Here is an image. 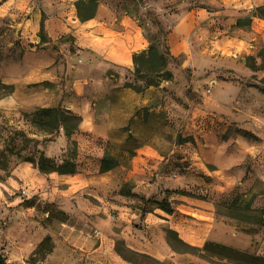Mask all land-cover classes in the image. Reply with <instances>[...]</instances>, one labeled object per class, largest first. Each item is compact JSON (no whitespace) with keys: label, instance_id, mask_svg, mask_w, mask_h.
<instances>
[{"label":"rangeland","instance_id":"374dc122","mask_svg":"<svg viewBox=\"0 0 264 264\" xmlns=\"http://www.w3.org/2000/svg\"><path fill=\"white\" fill-rule=\"evenodd\" d=\"M78 1L0 0V256L8 264H136L121 246L142 264L244 260L202 251L214 242L264 257V0H98L94 17L136 25L146 42L136 54L154 46L167 58L173 80L141 92L135 88L159 80L156 73L79 50L70 30ZM189 13L195 27L176 45L170 33ZM111 86L147 97L137 109L146 123L132 134L80 133L75 153L63 128L52 136L38 127V109L93 111L106 104L97 92ZM139 142L157 150L158 164L130 174ZM40 150L92 172L106 152L120 165L70 190L82 185L69 181L79 168L51 179L26 161ZM165 199L172 214L158 208Z\"/></svg>","mask_w":264,"mask_h":264},{"label":"crops","instance_id":"0c3cea01","mask_svg":"<svg viewBox=\"0 0 264 264\" xmlns=\"http://www.w3.org/2000/svg\"><path fill=\"white\" fill-rule=\"evenodd\" d=\"M195 17L193 13H189L183 17L170 33V39L176 45L179 44V38L191 32L195 27ZM72 31L75 32L78 40L79 50H88L95 54L103 63L111 66H122L130 70L134 69V55L146 49V42L136 25L128 19H123L119 24L109 23L102 19L100 15L88 21L74 20ZM84 92V91H83ZM82 93V92H79ZM83 99L86 100L85 94ZM96 100L99 106L106 103L104 107H99L93 111L85 112L79 108L72 107V113L82 117L80 133H93L99 136L100 128H104L103 136H109L112 131L130 128H137V124H145V118L138 115L137 109L148 104L147 97L139 94L131 89L123 88L119 90L114 86L105 90L101 89L97 92ZM107 99V100H106ZM123 103V106H122ZM125 108L123 112L120 111ZM101 108V109H100ZM157 111V107H153ZM105 139V138H102ZM109 139L106 140L110 142ZM140 147L130 148L133 153V164L130 174H146L150 173L151 168H155L158 164L159 154L150 144L139 142ZM89 161V159H87ZM26 166H22V169ZM32 167L36 168L34 165ZM33 171L36 172V169ZM79 168V169H78ZM78 173L73 176L75 180L82 181V185L70 186V190L81 189L88 185V182L96 177V173H100L101 164L97 165L94 172L89 170L88 166H77ZM38 170V169H37ZM39 172V170H38ZM40 173V172H39ZM91 173V175H89ZM56 173L49 175V178H55L64 175L55 176ZM141 176V175H138ZM139 189V188H137ZM82 192V191H81Z\"/></svg>","mask_w":264,"mask_h":264},{"label":"trees","instance_id":"16d2710c","mask_svg":"<svg viewBox=\"0 0 264 264\" xmlns=\"http://www.w3.org/2000/svg\"><path fill=\"white\" fill-rule=\"evenodd\" d=\"M97 4L98 0H79L77 3L79 19L81 21H88L90 19H93L95 16ZM40 37L43 42L46 41L44 22L41 23ZM154 56L157 59L156 61L153 60ZM134 65L136 69V74L139 75L144 71L152 72L156 73L159 78V80L146 79L147 83L143 88H135V90H137L138 92L144 91L145 88H148L150 86H159L160 82L163 80L171 81L174 78L173 73L167 70V58L163 54H159V50L154 46H150L148 51H144L140 54H135ZM249 67L253 70H257V65L254 63L249 64ZM127 87L132 88L133 86L127 85ZM34 114L37 117H42V119L38 121V127L47 135L54 136L55 134L59 133V130L61 128H63L67 139L72 141V145L75 148L74 152H77V143L76 141H73L72 138L80 130V126L83 120L80 115L74 114L70 111H65L60 107L40 108L35 111ZM50 139H52V137ZM26 161L32 162L33 165L43 175H50L55 172L59 173L60 175L75 174L77 172L76 162L71 160L66 161L61 165H58L54 160L46 157L45 152L43 150L38 151L37 159ZM119 165V160L112 155H108L106 152V154L101 160V172H108L118 167ZM132 195L135 196V194ZM158 208L169 214H172L174 212V208L171 207L167 199H165L161 203H158ZM170 234L176 236V238L184 246L188 247L189 249H195L189 244H186L182 240H180L177 236V233L170 231ZM168 240L171 246L176 249L174 244H172L170 236L168 237ZM212 248L221 249L223 251H227L229 253H234L241 256L242 259H244L241 264H264V257L247 253L245 254L234 248H229L225 245L217 244L214 242H207L202 251L208 252ZM116 250L124 259L136 264H142L138 259L139 254L131 250L130 248L118 246ZM0 264L8 263H6V261L0 256Z\"/></svg>","mask_w":264,"mask_h":264}]
</instances>
